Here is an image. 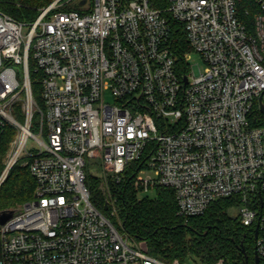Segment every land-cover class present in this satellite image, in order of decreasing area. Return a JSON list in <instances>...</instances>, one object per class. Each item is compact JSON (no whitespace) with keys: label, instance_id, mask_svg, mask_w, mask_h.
Instances as JSON below:
<instances>
[{"label":"built area","instance_id":"1","mask_svg":"<svg viewBox=\"0 0 264 264\" xmlns=\"http://www.w3.org/2000/svg\"><path fill=\"white\" fill-rule=\"evenodd\" d=\"M60 1L31 22L0 8V142L14 130L0 183L18 162L36 182L0 225V264H194L120 231L90 201L87 167L109 191L128 176L138 192L172 188L185 218L238 196L264 260V0Z\"/></svg>","mask_w":264,"mask_h":264},{"label":"trees","instance_id":"2","mask_svg":"<svg viewBox=\"0 0 264 264\" xmlns=\"http://www.w3.org/2000/svg\"><path fill=\"white\" fill-rule=\"evenodd\" d=\"M51 1L0 0V8L20 21L31 22ZM68 9L82 10V7L77 2L74 8ZM173 40L179 53L191 50L182 24L174 26L172 44ZM30 70L34 96L41 106V87L34 81L37 75L32 71L31 62ZM13 137L14 130L7 127L0 142V176ZM109 183L119 203L117 216H111V220L120 231L137 241H144L151 255L168 261L178 259L185 262L193 257L208 264L220 259L228 264H256L255 225L242 223L239 214L242 202L238 196L215 200L202 215L185 218L178 213L175 192L170 187L160 186L155 189V196L139 198L130 176L120 183ZM86 184L92 204L109 216L110 208L105 210L104 207L110 201V194L101 178L94 174L88 175ZM35 187L36 182L28 166L16 163L0 183V211L15 209L32 199ZM261 264H264V260H261Z\"/></svg>","mask_w":264,"mask_h":264},{"label":"rangeland","instance_id":"3","mask_svg":"<svg viewBox=\"0 0 264 264\" xmlns=\"http://www.w3.org/2000/svg\"><path fill=\"white\" fill-rule=\"evenodd\" d=\"M54 2V0H52L50 2V4H48L46 7H48L49 5H51L52 3ZM78 0H62L58 3L57 7L58 8H74L75 7V3H77ZM45 7V8H46ZM44 8H42L43 10ZM41 10V11H42ZM40 11V13H41ZM28 30V26H24L23 28V33H26ZM189 63L192 65L193 67V70L195 71V73H199L200 72V68H203L205 66V63H204V60L201 56L200 53L198 52H195V51H192L190 52V58H189ZM105 99L107 102H113V97L111 96L110 92H107L106 95H105ZM10 149V144L8 146V150L6 152V155L8 153ZM6 155H5V158H4V164H5V160H6ZM25 166V165H23ZM86 172H87V176L88 175H91V174H94L95 175V172L93 171V169H91L90 167H87L86 168ZM109 173L105 174L104 175V178L106 175H108ZM138 191V190H137ZM109 194H110V213L113 211L115 216H117V212H118V201L117 200H113L114 199V194L112 193V191H109ZM156 195V190H149V191H143V192H138V197L139 198H143L145 196H150V197H153ZM116 198V197H115ZM114 201V204H112V202ZM24 204V203H22ZM22 204H19L18 206L22 205ZM142 248H147L146 246V243L144 241H139ZM196 261V262H195ZM197 259L193 258V257H189L187 260H186V263H194V264H199L197 263Z\"/></svg>","mask_w":264,"mask_h":264},{"label":"water","instance_id":"4","mask_svg":"<svg viewBox=\"0 0 264 264\" xmlns=\"http://www.w3.org/2000/svg\"><path fill=\"white\" fill-rule=\"evenodd\" d=\"M85 2V0H82L79 2V5H83ZM105 210H107L109 208V202L107 201L105 203ZM16 209L14 208H9V209H5V210H2L0 211V225L6 223L14 214ZM258 237V224L255 228V238L257 239ZM242 250L245 252V248L243 247ZM247 256V255H246ZM255 263L256 264H261V259H260V256L257 252V250L255 251Z\"/></svg>","mask_w":264,"mask_h":264}]
</instances>
